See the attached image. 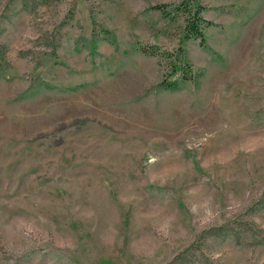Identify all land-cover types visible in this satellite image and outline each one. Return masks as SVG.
<instances>
[{
	"label": "rangeland",
	"instance_id": "rangeland-1",
	"mask_svg": "<svg viewBox=\"0 0 264 264\" xmlns=\"http://www.w3.org/2000/svg\"><path fill=\"white\" fill-rule=\"evenodd\" d=\"M179 1L0 0V264H264V0L165 87Z\"/></svg>",
	"mask_w": 264,
	"mask_h": 264
},
{
	"label": "trees",
	"instance_id": "trees-1",
	"mask_svg": "<svg viewBox=\"0 0 264 264\" xmlns=\"http://www.w3.org/2000/svg\"><path fill=\"white\" fill-rule=\"evenodd\" d=\"M167 4L157 3L151 6L152 9L158 10L163 17H171V11L168 10ZM205 6L201 0H180L175 6V14H180L182 24L179 27V44L175 53H166L159 51L158 47L154 45H141L137 43L136 49L144 54L162 55L164 56L167 66L169 67L168 78L162 81L165 87L175 86L178 81L192 80L194 75L192 73L191 65L184 54L182 44L187 39H197L201 47H205L204 29L211 25V21L203 17L202 12ZM101 34L105 40L114 44V37L112 33L100 27ZM176 75V79H170L171 76Z\"/></svg>",
	"mask_w": 264,
	"mask_h": 264
}]
</instances>
